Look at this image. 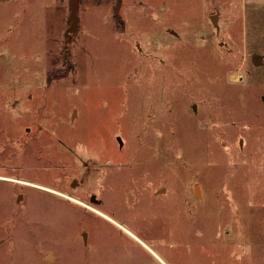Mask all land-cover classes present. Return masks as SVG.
Instances as JSON below:
<instances>
[{"label":"rangeland","instance_id":"obj_1","mask_svg":"<svg viewBox=\"0 0 264 264\" xmlns=\"http://www.w3.org/2000/svg\"><path fill=\"white\" fill-rule=\"evenodd\" d=\"M69 10L0 0V264H264V0Z\"/></svg>","mask_w":264,"mask_h":264},{"label":"water","instance_id":"obj_2","mask_svg":"<svg viewBox=\"0 0 264 264\" xmlns=\"http://www.w3.org/2000/svg\"><path fill=\"white\" fill-rule=\"evenodd\" d=\"M119 2V0H117ZM70 3V10H69V19H70V24L67 26L65 30V46L68 45L69 39L72 37V33H74L77 30L78 27V14H77V9H78V3L79 0H69ZM216 15H211V20L214 22ZM258 55L254 54L253 55V60L254 62L257 60ZM93 198V197H92Z\"/></svg>","mask_w":264,"mask_h":264},{"label":"bare ground","instance_id":"obj_3","mask_svg":"<svg viewBox=\"0 0 264 264\" xmlns=\"http://www.w3.org/2000/svg\"><path fill=\"white\" fill-rule=\"evenodd\" d=\"M11 179H12V178H11ZM15 180H16V179H15ZM19 181H22V182H25V183H29V184H33V185L40 186V187H44V188H47V189L50 190V191L56 192L57 194H62V195H64V196H67V197H69V198L75 200L76 202H79V203H81V204H83V205H86V206L90 207L91 209H93V210L96 211L97 213L106 216L105 213L102 212V211H100L99 209L94 208V207L88 205L87 203H85V202L79 200L78 198H75V197H73V196H70V195H68V194H66V193H63V192L58 191V190H56V189L49 188V187H46V186H44V185H40V184H37V183H33V182L25 181V180H19ZM107 217H108V216H107ZM109 219H112V218L109 217ZM112 220H113V219H112ZM132 234H133V233H132ZM133 235L136 236L135 234H133ZM138 240H139V239H138Z\"/></svg>","mask_w":264,"mask_h":264},{"label":"flooded vegetation","instance_id":"obj_4","mask_svg":"<svg viewBox=\"0 0 264 264\" xmlns=\"http://www.w3.org/2000/svg\"><path fill=\"white\" fill-rule=\"evenodd\" d=\"M13 179V178H12ZM14 181H15V179H13ZM17 181H19V180H17ZM16 181V182H17ZM20 183H23V184H25V182H22V181H20ZM27 185L29 184V183H26ZM33 184H31L30 186H32ZM34 186H36V185H33V187ZM37 188H43V189H46V190H48L47 188H44V187H40V186H36ZM90 198V197H89ZM94 198V197H93ZM95 199V198H94Z\"/></svg>","mask_w":264,"mask_h":264},{"label":"crops","instance_id":"obj_5","mask_svg":"<svg viewBox=\"0 0 264 264\" xmlns=\"http://www.w3.org/2000/svg\"><path fill=\"white\" fill-rule=\"evenodd\" d=\"M105 215H106L105 217H107V216H108L107 214H105ZM103 216H104V215H103ZM109 217H110V216H108L107 218L109 219ZM131 234H132V233H131ZM133 234H134V233H133Z\"/></svg>","mask_w":264,"mask_h":264}]
</instances>
